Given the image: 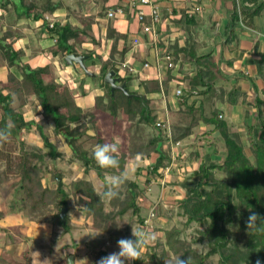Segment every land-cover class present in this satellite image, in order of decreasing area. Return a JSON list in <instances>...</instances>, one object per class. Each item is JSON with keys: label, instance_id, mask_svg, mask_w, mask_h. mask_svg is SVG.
<instances>
[{"label": "trees", "instance_id": "obj_1", "mask_svg": "<svg viewBox=\"0 0 264 264\" xmlns=\"http://www.w3.org/2000/svg\"><path fill=\"white\" fill-rule=\"evenodd\" d=\"M59 6L53 2H47L43 6L32 2L27 8L26 15L35 19H45V13H53ZM263 11L264 0H236L230 18L228 37L234 35L235 27L239 25L252 26L255 18ZM183 17L188 18L187 15ZM192 18L188 20L193 21ZM44 25L50 35L57 36L55 45L50 50L53 59L63 57L68 65L66 61L68 54H83L88 56L85 60V65L88 67L90 60L99 58L100 72L94 76H99L105 90L96 95L95 107L102 110L100 104L108 99L106 108L110 110L113 118L123 113L126 119L134 121L131 125L136 126V129L134 132L131 131V125L127 128L128 146L118 157L119 170L124 169L128 158L151 157L156 153L157 157L148 167V172L150 175L161 173L168 166L171 156L165 149L164 131L157 126L159 115L153 107L156 98L148 96L149 93L159 91L160 85L157 81L155 88L150 90L147 88V93L131 89L130 82L133 80V75L128 74L126 70L122 72L120 65V62L122 65L124 63L127 48L120 50L118 46L119 41L127 39L128 34L114 28L108 31L107 37L111 39L112 46L109 56L105 58L95 49L88 51V54L78 50L75 41L87 34L85 26L80 27L70 22L63 24L54 22L51 27L49 21L44 22ZM13 35L15 33L8 29L0 36V55L9 69L7 78L0 79V129L11 125L10 137L19 138L22 130L35 126L49 150L47 152H43L42 149L35 150L22 138L21 154L17 159H13L0 149V158L6 160L7 165L5 170H0V185L8 182L12 175H16L19 179L18 197L15 200L18 210L32 215L45 211L43 218L39 220L48 222L54 227L60 226L64 232L73 229V224L67 214L66 221L63 222L61 211L62 208L67 207L66 213L69 212L73 198L85 210L86 217L93 220V226L106 234L130 235L117 228L116 224L118 219L128 214L137 216L138 228H142L144 226V218L141 216L143 189L135 180H128L125 184V192L122 193L121 190L117 198L109 201L111 211L106 210V202L100 201L95 186L86 178L71 182L68 189L65 184L61 188L57 186L54 189L42 184L41 163L44 162L45 157L49 156L56 161L63 153L51 142L43 124L26 118L23 109L28 103V98L31 97L37 100L44 119L53 125V132L64 138L73 157L82 163L84 173L88 174L94 170L104 183L107 173H118L119 170L98 167L92 158L93 148L85 147L83 137L90 130L86 119L91 116L90 121H93L95 111H85L72 93L68 82L54 77L50 64L33 67L30 63L24 62L22 57L25 51L22 48L15 49L13 43L9 41ZM228 40L231 41V38ZM165 50L171 52L173 56L172 64L169 63L167 67L169 73L175 68L174 65L180 62L181 52L189 54V63L194 67L193 75L191 72L185 74L187 86L182 88L179 108L176 109L169 104L174 141L189 138L193 134L194 127L203 121L211 127L204 132L207 135L202 139L205 142L208 135L213 133L220 135L224 140V155L221 162H214L213 154L207 152L201 155L199 150L193 151L194 157H190L191 163L197 159L200 163L190 174L183 176L182 185L186 196L180 204L182 213L186 217L185 226L188 227L196 222L202 227L197 229L198 236L194 238L195 241L187 242L182 239L181 229L172 227L164 232L165 241L158 240L144 250L142 259L134 260L132 263L127 261L126 264H166V259L172 256H181V259L185 260L191 256L192 264H211L210 258L214 256H218L217 264H256L257 260L264 264V218L258 221L257 226L250 232L246 227V220L251 212L264 217V98L261 97L264 94V87L260 89L250 76L240 74L249 81L253 90V100L250 101L248 93L238 83L240 75L235 76L229 91L224 87L215 86L217 78L221 75V63L220 60H216L213 51L200 52L194 45L189 49L184 46L179 47L177 43L167 46ZM254 54L258 75L264 82V50L258 52L256 46ZM116 58L119 60L116 61ZM230 64L232 65V61ZM78 65H74L75 69L79 67L83 69ZM13 67L19 72L18 74L11 70ZM111 70H115L116 76L120 78L119 84L126 83L131 95L119 89L112 92L111 85L105 82V76ZM44 76L49 77L47 82ZM84 76L87 78L90 75L84 71ZM85 83L84 79L80 83L83 93H85ZM239 103L246 106L245 118L248 120L247 138L250 152L244 146L240 131L233 129V124L222 109L223 104ZM148 127L155 132L149 135L146 131ZM98 143H106L105 138L100 136ZM209 143L201 145L207 147ZM217 170L223 172L225 178H219L216 174ZM51 171L54 178L56 175L63 178V172L59 171L56 165ZM237 211L240 213L239 216ZM131 239L135 237L132 236ZM205 241L208 250L204 253L199 252L194 243ZM87 245L91 250V264H96L100 258L110 254L108 247L99 237L88 240ZM66 255L75 256L74 253ZM22 259L23 261L18 263L32 264L30 249L27 248L22 252Z\"/></svg>", "mask_w": 264, "mask_h": 264}, {"label": "rangeland", "instance_id": "obj_2", "mask_svg": "<svg viewBox=\"0 0 264 264\" xmlns=\"http://www.w3.org/2000/svg\"><path fill=\"white\" fill-rule=\"evenodd\" d=\"M105 33L106 32L103 33L101 31L100 27L94 26V29L88 32L90 36H88L89 40H86V43L89 44L88 46L84 44L86 37H81L83 41L77 40L75 44L81 53L88 54V51L93 50L91 48H95L98 54L101 52V56L107 58L109 48H107V34ZM57 60L58 63H54L51 67L54 77L61 81L68 82L74 96L84 97V99H80V103H82V105L84 104L83 107L85 111H95L93 121H90L91 116H88L86 119L90 130L88 134L83 137L85 147L93 148L95 145L99 144L98 138L100 136L105 138L108 143L113 142L114 139H118L120 142L119 154H121L122 150H126L128 146L129 132L127 128H129L134 121L126 119L123 113H120L117 118H113L110 110L106 108L108 99H105L104 103L100 104L102 110L97 109L95 107L96 94L88 93L90 97H85L87 93H83L82 86L78 83L79 79H74V77L71 76V70L67 67L63 57H59ZM115 60L118 61L119 59L116 58ZM120 63L122 69L126 70L128 74H134L128 66L122 65V62ZM88 69L99 74L100 60L98 57H96L94 61L90 60L88 62ZM77 70L79 75L84 74V70L80 67ZM124 70H122V72H124ZM15 72L19 73L17 70H15ZM44 78L46 82L49 80L48 76ZM87 78L88 82H86V86L88 89L93 90V92L97 90L101 93L104 92L105 89H103L98 75H96V77L89 76ZM132 78L133 80L130 82V87L138 92L147 93V88L150 90L157 85V81L153 79L143 80L144 82L141 84L139 83L140 80H138L139 77L133 76ZM150 97L154 96L150 95ZM87 100L90 101V105H87ZM27 102V105L23 109L26 118L43 124L44 130L48 134L51 142L56 144L58 150L63 153L56 161H53L49 156L45 157L44 162L41 163L42 170L40 175L42 184L52 189L59 186L57 178L60 176L56 175L54 178L51 171V168L56 165V168L63 172V178H60L62 183L65 184L66 189H68V185L71 184V182L86 178L93 183L97 191H103V181L98 178L94 170H91L88 174L84 173L82 163L73 157L64 138L56 135L53 132V125L42 116L37 100L31 97L28 98ZM16 103H18V101H16ZM164 103V100L158 99V97L153 102V107L158 111V119L161 112L165 111ZM167 107L170 111L169 104H167ZM228 110L226 115L233 124V129L240 131L244 146L246 150L250 152L247 138L248 120L244 119L241 111L239 112V118H234L233 114L236 113H232L233 109L231 107H229ZM170 122V137L164 139L166 141L165 149L170 153L171 160L161 173L150 175L148 172V167L157 157L156 153H153L151 157L138 156L135 158H128L125 166L129 168V180H135L143 189L141 216L144 218V225L145 220L150 218V225L147 230L154 231L158 235L157 241H165L164 232L172 227H177L181 229V238L187 242H192L194 238L198 236L197 229H202V227L196 222L188 227L185 226L186 217H184L182 213L180 204L186 196L185 188L182 185L183 176L190 174L200 163L199 159L191 163L190 157H194L192 152L199 150L200 153L204 155L208 151L207 147L211 144L214 145V147L210 150L213 152V155H216L214 159L212 158L213 161L221 162L224 155V140L221 136L217 135L215 138H212V143L204 147L200 145L199 142H201V140L204 141L202 138L207 134H204V132L200 133L199 130L202 128H196L194 130V137L190 139L187 138L188 141H179L177 144L173 139L171 119ZM135 129L136 126L131 125V131L134 132ZM146 131L149 135L155 132L154 129L150 127H148ZM163 136L166 137V133H163ZM21 138L25 140L27 145L35 150L42 149L43 152L49 150L44 145L42 137L35 126L22 130L19 138L9 137L7 142L0 145V149L5 151L10 157L12 156L13 159H17L21 154ZM2 157L4 158V156ZM6 167V160L0 158V170H5ZM108 174L110 173H107V175ZM216 174L219 178H225V174L219 170L216 171ZM18 186L19 179L16 175H12L8 182L0 185V264H16V262L20 264L18 262L23 261L22 252L27 248L32 252V264H68L69 256H73L69 255L67 257L66 254L68 253L75 254V256H73V261L84 260L81 261L80 264H91V250L87 245L88 240L99 237L108 247L109 253L116 252L119 251L117 244L119 239L132 237V225L130 223H134L139 227L138 217L128 214L124 218L118 219V222H122V227L119 229L125 232V234L130 233V235L127 236L123 234L122 236H112L106 234L93 226V220L86 217L85 210L78 205L73 198L71 209L69 210V212L71 211L73 213V217H70L73 229L69 232H64L60 226L54 227L48 222H41L39 220L43 218L46 213L45 211L32 215L26 211L18 210L15 206V200L18 197ZM125 188L126 186L124 185L121 189L123 191L122 193L125 192ZM106 210H112L109 201H106ZM151 212H154V216H151ZM123 221H128L130 223ZM142 228L145 229L144 226ZM95 233L98 234L93 237L92 234ZM194 246L199 252L204 253L208 250L206 241L194 243ZM132 262L133 261H131V263ZM217 262L218 256L210 258L211 264H217Z\"/></svg>", "mask_w": 264, "mask_h": 264}, {"label": "crops", "instance_id": "obj_3", "mask_svg": "<svg viewBox=\"0 0 264 264\" xmlns=\"http://www.w3.org/2000/svg\"><path fill=\"white\" fill-rule=\"evenodd\" d=\"M5 2L7 3L5 4ZM32 2L37 3L38 6L46 5L47 2H53L60 6L53 13H45V19H35L26 15L27 8ZM235 2L236 0H155L159 6L161 19L156 25L158 41L154 43L142 31L136 16L139 8L144 9L147 13L150 8L140 5L138 0H0V36L8 29L12 30L15 35L9 41L13 43L15 49L22 48L25 51L22 57L24 62L30 63L33 67L47 64L52 67L54 63H58L57 59H59V57L53 59L50 52L55 45L57 36L47 32L44 25L46 21L62 24L70 22L80 27L85 26L87 34L84 35L86 37L84 44L87 46L89 45L86 43V40H89L88 32L93 30L94 26L100 27L101 31L106 32L107 35L111 28L121 33H127V39H121L118 45L120 50L127 48L123 65L127 64L126 66L134 72L132 75L139 77V83L152 79L158 81L160 90L149 93L148 96L153 95V98L163 99L166 103L164 106L167 107V104H171L172 107L178 109L179 97L175 95V92L177 88L187 86L185 74L191 72L193 75L194 67L189 63V54L181 52L179 53L180 62L174 65L175 68L169 73L167 69L169 63L164 59L163 51L167 46L176 43L179 47L184 46L189 49L194 45L200 52H214L216 60H220L221 63V75L215 82L216 87H224L229 91L235 76L238 77L240 74L250 76L260 89L264 87V82L257 72L254 54L256 46L258 52L264 50V11L255 18L252 26L239 25L235 27L234 35L228 37L230 18L235 8ZM196 6L201 8L200 11L191 13ZM119 9L122 12H118ZM112 10L115 11V15L109 17L108 12ZM184 15H187L189 19L193 17V21L184 18ZM228 38H231V41ZM78 40L83 41L82 38ZM111 46L112 41L107 37L108 56ZM230 61H232V65ZM67 67L71 70V76L74 79H79L78 83H81L83 79L88 82V78L84 74L79 75L74 66L68 64ZM11 70L15 73L16 69L13 67ZM8 72L6 62L0 55V79H6ZM239 77L240 87L248 93V100L252 101L254 93L249 81L243 75ZM231 79L232 81H230ZM98 91L93 92L88 89L85 83V94L87 93L85 97H90L88 93L96 95L101 93ZM75 97L83 107L84 104L80 103V99H84V97L76 95ZM261 97L264 98V94ZM89 102L87 100V105H90ZM229 107L233 109L232 113H236L233 114L234 118H239L241 111L246 119L244 104H223L222 109L225 115L228 113ZM210 127L200 121L199 125L194 127L193 134L189 139L195 136L196 128H202L199 130L202 133ZM217 135V133L208 135L205 142L212 143V138ZM185 140L188 141V139ZM203 142L201 140L199 144L201 145ZM205 142L204 144H206ZM212 147H214L212 144L207 147L208 153L213 154L210 150ZM201 155L203 154L201 153ZM214 157L216 155H213V159Z\"/></svg>", "mask_w": 264, "mask_h": 264}, {"label": "clouds", "instance_id": "obj_4", "mask_svg": "<svg viewBox=\"0 0 264 264\" xmlns=\"http://www.w3.org/2000/svg\"><path fill=\"white\" fill-rule=\"evenodd\" d=\"M11 135V125H6L5 128L0 129V145L7 142ZM119 140L114 139L111 143L97 144L93 147L92 158L95 160L98 167L101 169H119ZM129 168L125 166L122 171L116 174H108L104 177L103 191H96V195L100 198V201L106 202L117 198L120 195L122 187L129 180ZM251 211V210H250ZM69 219L73 217V213L69 212ZM237 215L240 213L237 211ZM262 218L259 214L251 212L246 220V227L248 231L253 230L258 221ZM130 223L128 221H123ZM117 228L122 227V222H116ZM132 225L131 238H121L117 241L119 251L112 252L102 258H100L96 264H126L127 261H134L142 259L144 250L155 244L158 239V235L154 231H148L143 228H138L134 223ZM98 233L92 234L95 237ZM87 235V234H86ZM84 260L68 261V264H80ZM166 264H192L191 256L181 259V256H172L166 259ZM256 264H261L257 260Z\"/></svg>", "mask_w": 264, "mask_h": 264}, {"label": "built area", "instance_id": "obj_5", "mask_svg": "<svg viewBox=\"0 0 264 264\" xmlns=\"http://www.w3.org/2000/svg\"><path fill=\"white\" fill-rule=\"evenodd\" d=\"M139 4L142 6H149L150 11L149 13H147L144 9L139 8L137 10L136 16L139 19L140 25H141V29L142 31L148 36V38L150 39V41L156 43L158 41V31L156 29V25L157 23L160 21L161 19V14H160V10H159V6L155 3V0H138ZM200 7L196 6L194 8V11L192 10L191 13L195 12V11H200ZM118 12H122V10H117ZM115 15V11L112 10L110 12H108V16L109 17H113ZM53 26V23H51V27ZM165 54H164V59L172 64V54L169 51L164 50ZM127 65V64H126ZM182 94V87L177 88L175 95L177 97H180V95ZM165 107V111L161 112L159 119L157 120V126L159 128H161L164 133H166V138L170 137L169 133L171 130V122H170V116H169V110L166 106ZM179 143V141L177 142V144ZM151 216H154V212H151ZM150 218L145 220V230L148 229L149 225H150Z\"/></svg>", "mask_w": 264, "mask_h": 264}, {"label": "water", "instance_id": "obj_6", "mask_svg": "<svg viewBox=\"0 0 264 264\" xmlns=\"http://www.w3.org/2000/svg\"><path fill=\"white\" fill-rule=\"evenodd\" d=\"M88 58L87 55L83 54H77V53H71L66 56V61L69 65H76L79 64L83 70L86 72L87 75L94 76L96 73L92 72L91 70L88 69V67L85 65V60ZM120 78L116 76L115 70L109 71L106 76H105V82L111 85V90L112 92L115 91L116 89L123 90L125 94L131 95L128 92V88L126 87V83L119 84ZM58 183H59V188L62 187V180L60 177L57 178ZM67 212V207L62 208L61 211V217L63 219V222L66 221V213ZM69 260L73 261V256H69Z\"/></svg>", "mask_w": 264, "mask_h": 264}]
</instances>
